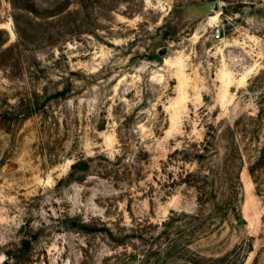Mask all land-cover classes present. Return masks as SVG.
Masks as SVG:
<instances>
[{
    "label": "rangeland",
    "instance_id": "1",
    "mask_svg": "<svg viewBox=\"0 0 264 264\" xmlns=\"http://www.w3.org/2000/svg\"><path fill=\"white\" fill-rule=\"evenodd\" d=\"M0 264H264V0H0Z\"/></svg>",
    "mask_w": 264,
    "mask_h": 264
},
{
    "label": "trees",
    "instance_id": "2",
    "mask_svg": "<svg viewBox=\"0 0 264 264\" xmlns=\"http://www.w3.org/2000/svg\"><path fill=\"white\" fill-rule=\"evenodd\" d=\"M227 142L228 147L227 151L229 154V158H236L238 161H243V154L242 150L238 144L237 136L240 134V131H235L234 129H230L227 131ZM209 138L212 140L204 139L202 144H198L196 147L193 148L192 154L187 155V157H195V161L197 163L203 162L204 156L202 154V149L206 151V145L212 146L213 151L215 155H219V151L221 150L220 144L223 142L222 135H219L218 137L213 134H209ZM201 147V150L199 148ZM214 155V156H215ZM213 177L206 176L203 171H197L195 173H190L189 176L191 177V183L194 185V187L199 191L201 198L203 199L204 203H206V200L204 197L206 195H210L211 197L214 196V193L216 192V185L218 183V180H221L222 177L218 173H213ZM235 176V175H234ZM226 178H224L225 180ZM223 180V179H222ZM210 191V192H209ZM215 200V196H214ZM203 203L201 202V205ZM213 206V204H211ZM215 205V204H214ZM204 210V208H203Z\"/></svg>",
    "mask_w": 264,
    "mask_h": 264
}]
</instances>
